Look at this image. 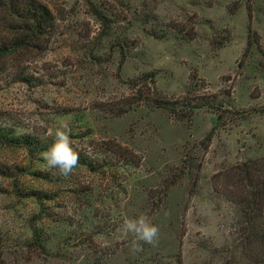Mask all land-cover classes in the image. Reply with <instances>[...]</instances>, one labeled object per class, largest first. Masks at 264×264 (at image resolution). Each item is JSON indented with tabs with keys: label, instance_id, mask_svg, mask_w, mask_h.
Returning a JSON list of instances; mask_svg holds the SVG:
<instances>
[{
	"label": "rangeland",
	"instance_id": "1",
	"mask_svg": "<svg viewBox=\"0 0 264 264\" xmlns=\"http://www.w3.org/2000/svg\"><path fill=\"white\" fill-rule=\"evenodd\" d=\"M40 1L28 47L0 9V264H264V220L230 197L264 157V0ZM65 122L67 177L42 158ZM140 215L158 242L125 235Z\"/></svg>",
	"mask_w": 264,
	"mask_h": 264
},
{
	"label": "trees",
	"instance_id": "2",
	"mask_svg": "<svg viewBox=\"0 0 264 264\" xmlns=\"http://www.w3.org/2000/svg\"><path fill=\"white\" fill-rule=\"evenodd\" d=\"M0 9L17 15L23 22L18 26L21 34L12 38L8 46L14 49L17 47H28L33 45V42L41 39L44 32V23L48 20L49 14L47 8L44 7L40 0H0ZM8 46H0V53L8 51ZM149 81L152 84L155 83L153 74L143 75L141 80H135L132 85L140 88L147 87ZM147 100L150 101L151 98H146ZM157 101L158 107L167 110L169 113L178 114L181 117L185 116L190 120L192 119L194 108L205 104L203 102H193L191 105L186 104V106L181 107L178 106L179 100L171 102L160 99ZM250 110H242V115L246 117ZM237 112L239 113V110ZM219 116L221 117V113ZM260 169L264 172V157L257 161H246L236 165V170H239L238 181L243 187L248 188L250 194L238 197L232 191L230 197L245 213V222L248 224L255 221L256 217L264 220V176L260 174ZM249 232L251 233L252 231Z\"/></svg>",
	"mask_w": 264,
	"mask_h": 264
},
{
	"label": "clouds",
	"instance_id": "3",
	"mask_svg": "<svg viewBox=\"0 0 264 264\" xmlns=\"http://www.w3.org/2000/svg\"><path fill=\"white\" fill-rule=\"evenodd\" d=\"M71 128L67 122L63 123L54 134L53 143L42 153L49 169L56 168L59 174L67 177L79 163V153L75 150L70 136ZM125 235L132 234L136 240L147 244L158 242L160 229L153 224L146 215L124 221Z\"/></svg>",
	"mask_w": 264,
	"mask_h": 264
}]
</instances>
